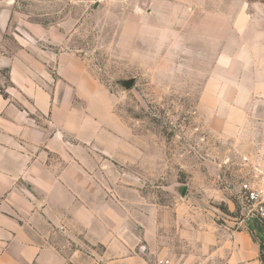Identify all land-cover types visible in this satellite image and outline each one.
I'll return each mask as SVG.
<instances>
[{"label":"rangeland","instance_id":"rangeland-1","mask_svg":"<svg viewBox=\"0 0 264 264\" xmlns=\"http://www.w3.org/2000/svg\"><path fill=\"white\" fill-rule=\"evenodd\" d=\"M206 3L167 0L152 16L119 0H0L8 31L27 47L70 53L68 86L51 67L46 81L55 96L70 97L72 130L86 131L71 159L87 161L88 189L104 213L140 226L145 240L131 250L147 251L151 261L216 264L212 244L198 235L208 224L236 229L234 182L248 169L242 157L264 149V104L238 105L225 123L203 93L206 32L213 28L216 52L224 41L244 45L242 35L263 32L264 0ZM5 36L4 47L19 46ZM1 76L7 85L5 70ZM129 78L130 88L120 84Z\"/></svg>","mask_w":264,"mask_h":264},{"label":"crops","instance_id":"crops-1","mask_svg":"<svg viewBox=\"0 0 264 264\" xmlns=\"http://www.w3.org/2000/svg\"><path fill=\"white\" fill-rule=\"evenodd\" d=\"M119 2L160 16L167 0ZM206 4L214 8V0ZM8 18L0 10V264H153L159 257L151 261L147 251L131 250L145 240L140 226L104 213L97 193L88 189L87 161L71 159L72 150L81 151L86 131L80 125L72 130L70 97L55 96L46 81L51 67L58 84H68L70 53L27 47L23 35L8 31ZM6 34L19 46L4 47ZM206 41L203 93L216 119L226 123L238 105L264 104V29L249 39L242 35V46L224 41L218 52L213 28ZM207 226L198 237L212 244L214 263L264 264V235L254 237L249 223L236 229Z\"/></svg>","mask_w":264,"mask_h":264},{"label":"built area","instance_id":"built-area-1","mask_svg":"<svg viewBox=\"0 0 264 264\" xmlns=\"http://www.w3.org/2000/svg\"><path fill=\"white\" fill-rule=\"evenodd\" d=\"M93 3H103L106 0H90ZM128 3L130 0H120ZM243 164L248 166L242 177L235 181V200L241 212V220L236 228L250 223L249 232L256 237L264 235V149H260L255 159L244 155ZM153 264H174L168 257H159Z\"/></svg>","mask_w":264,"mask_h":264},{"label":"water","instance_id":"water-1","mask_svg":"<svg viewBox=\"0 0 264 264\" xmlns=\"http://www.w3.org/2000/svg\"><path fill=\"white\" fill-rule=\"evenodd\" d=\"M134 78L124 79L120 81V84L125 88H130L133 85Z\"/></svg>","mask_w":264,"mask_h":264},{"label":"trees","instance_id":"trees-1","mask_svg":"<svg viewBox=\"0 0 264 264\" xmlns=\"http://www.w3.org/2000/svg\"><path fill=\"white\" fill-rule=\"evenodd\" d=\"M262 242H263V241H262V239H261V241H260L261 246H262V244H263Z\"/></svg>","mask_w":264,"mask_h":264}]
</instances>
